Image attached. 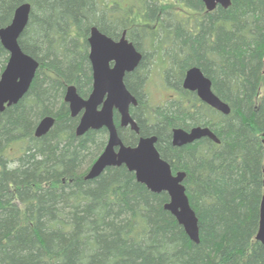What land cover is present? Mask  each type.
I'll return each mask as SVG.
<instances>
[{
    "label": "trees",
    "instance_id": "1",
    "mask_svg": "<svg viewBox=\"0 0 264 264\" xmlns=\"http://www.w3.org/2000/svg\"><path fill=\"white\" fill-rule=\"evenodd\" d=\"M171 1L0 0V29L20 5H31L18 42L39 63L28 93L0 114V264H264L255 239L264 195V0H231L212 12L201 0ZM93 27L114 40L125 32L143 55L125 79L138 102L130 114L139 134L120 128L116 113L114 122L125 146L156 136L172 173H185L198 245L164 209L167 194L151 193L125 167L83 179L108 134L77 137L79 117L70 116L64 96L69 86L84 99L92 90ZM8 58L0 43V76ZM155 67L162 89L175 88L176 96L153 107L147 90ZM192 67L229 115L182 90ZM47 116L54 126L37 139ZM192 127L209 128L220 143L171 145L173 129Z\"/></svg>",
    "mask_w": 264,
    "mask_h": 264
},
{
    "label": "water",
    "instance_id": "2",
    "mask_svg": "<svg viewBox=\"0 0 264 264\" xmlns=\"http://www.w3.org/2000/svg\"><path fill=\"white\" fill-rule=\"evenodd\" d=\"M201 1L207 12L214 11L216 7L228 9L231 5V0ZM30 14L31 5L22 4L15 10L10 25L0 29V43L9 54L8 62L0 76V114L24 98L39 68V63L25 54L18 42L28 25ZM87 42L92 90L84 99L77 93L76 87L69 86L64 103L67 104L72 118L79 117L75 130L77 137H82L89 131L105 129L108 138L102 153L92 163L83 179L91 181L108 168L125 167L134 174L136 181L151 193L167 194L169 201L164 205V209L176 219L188 238L198 245V220L190 207L183 185L185 173H172L169 163L161 158L156 149V136L141 137L134 147L125 146L114 122V114L117 113L120 128H129L139 134V127L130 114V109L136 107L138 102L126 88L124 78L138 68L143 55L125 38V33L119 41H114L93 27ZM183 89L196 93L202 103L222 115H229V107L212 92L211 81L199 68L192 67L186 72ZM54 123L53 117L41 119L34 130V137L39 139L47 135ZM204 138L215 144L220 143L214 133L206 127H194L189 131L173 129L171 132L173 147L190 145ZM255 239L264 245V195L260 204L259 227Z\"/></svg>",
    "mask_w": 264,
    "mask_h": 264
},
{
    "label": "rangeland",
    "instance_id": "3",
    "mask_svg": "<svg viewBox=\"0 0 264 264\" xmlns=\"http://www.w3.org/2000/svg\"><path fill=\"white\" fill-rule=\"evenodd\" d=\"M170 2H172L170 0ZM166 3H169L168 1ZM169 5V4H168ZM172 6V8H174V10H176L180 15L182 16H187L190 13L183 10L182 8L177 7L176 5L173 6V4H170ZM170 6V7H171ZM149 68H151L149 66ZM150 80H149V84H148V100L150 102V104L154 107V106H159V105H163L166 102H168L170 99H168L167 97L169 95H171V92L169 90H163L162 87V83H161V79H160V72L155 68L151 69V73H150Z\"/></svg>",
    "mask_w": 264,
    "mask_h": 264
},
{
    "label": "flooded vegetation",
    "instance_id": "4",
    "mask_svg": "<svg viewBox=\"0 0 264 264\" xmlns=\"http://www.w3.org/2000/svg\"><path fill=\"white\" fill-rule=\"evenodd\" d=\"M124 33H125V32H124ZM124 33H122V35H123ZM122 35L120 36V38L122 37ZM120 38L115 39V40L113 39V40H114V41H119ZM125 38L129 41V39L127 38L126 33H125ZM129 42H130V41H129ZM110 67H112V65H111ZM138 67H139V66H138ZM137 69H138V68H137ZM137 69H136V70H137ZM136 70H135V71H136ZM188 70H189V69H188ZM188 70H187V71H188ZM135 71H134V72H135ZM187 71H186V72H187ZM134 72H132V73H134ZM186 72L184 73V76H183V78H182V82H181V88H182V90H184V89H183V80H184V77H185ZM132 73L127 74V75L125 76V78H124V83H125V79H126V77L129 76V75H131ZM150 73H151V72H150ZM203 75H204V74H203ZM91 76H92V71H91ZM211 89H212V85H211ZM166 90H169V91L171 92V95H169V96L167 97L168 99H170L171 96H172L171 99L174 98V97L176 96L175 88H174V89H173V88H167ZM184 91H186V90H184ZM187 92H189V91H187ZM189 93L194 94V95L198 98V96H197L196 93H193V92H189ZM198 99H199V98H198ZM136 107H137V106H136ZM132 108H135V107H132ZM116 114H117V113H116ZM192 128H193V127H192ZM192 128H190V129H188V130H185V131H189V130H191ZM171 132H172V131H171ZM204 139H205V138H204ZM206 139H207V138H206ZM171 145H172V144H171Z\"/></svg>",
    "mask_w": 264,
    "mask_h": 264
},
{
    "label": "bare ground",
    "instance_id": "5",
    "mask_svg": "<svg viewBox=\"0 0 264 264\" xmlns=\"http://www.w3.org/2000/svg\"><path fill=\"white\" fill-rule=\"evenodd\" d=\"M175 129H179V128H175Z\"/></svg>",
    "mask_w": 264,
    "mask_h": 264
}]
</instances>
